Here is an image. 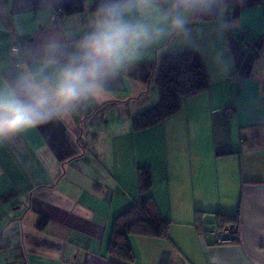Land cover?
I'll list each match as a JSON object with an SVG mask.
<instances>
[{"label":"crops","instance_id":"1","mask_svg":"<svg viewBox=\"0 0 264 264\" xmlns=\"http://www.w3.org/2000/svg\"><path fill=\"white\" fill-rule=\"evenodd\" d=\"M65 4L81 9L56 14ZM86 18L84 0L56 7L6 0L0 7V74L13 69L12 49L53 35L71 44ZM229 18L234 26L223 34L216 18L205 17L192 25L190 42L175 37L145 49L102 104L0 146V264H108L113 221L138 200L140 144V166L149 167L153 179L147 195L170 226L165 238L131 235L130 264H264V0L234 5ZM253 40L259 45L251 49ZM189 49L201 55L209 89L184 99L165 121L133 131L132 115L158 99L154 80L146 83L133 72L141 62ZM126 164H133L129 188L121 179ZM195 211L204 212L205 231L217 226L215 214L238 212V243L218 245L199 234ZM40 218L46 219L42 228Z\"/></svg>","mask_w":264,"mask_h":264},{"label":"clouds","instance_id":"2","mask_svg":"<svg viewBox=\"0 0 264 264\" xmlns=\"http://www.w3.org/2000/svg\"><path fill=\"white\" fill-rule=\"evenodd\" d=\"M244 0H84L87 22L71 44L53 35L34 45L14 48L13 69L0 74V146L32 130L70 120L77 112L109 98L120 73L139 62L145 49L165 39L190 42L192 25L217 20L223 34L229 14ZM56 7L62 0H39ZM6 0H0V7ZM217 63L223 51L215 54Z\"/></svg>","mask_w":264,"mask_h":264},{"label":"trees","instance_id":"3","mask_svg":"<svg viewBox=\"0 0 264 264\" xmlns=\"http://www.w3.org/2000/svg\"><path fill=\"white\" fill-rule=\"evenodd\" d=\"M81 9V5L72 7L65 4L61 11L72 12ZM141 80L149 83L152 79L158 91V99L145 109L131 117L132 130L135 132L151 128L175 115L182 101L207 91L210 79L204 61L197 50L189 49L161 56L156 62H141L133 72ZM137 202L129 205L114 219L111 234L106 244L108 264H130L134 252L130 236L165 238L170 222L157 208L153 198L147 193L153 186L150 168L140 166L136 169ZM204 212L195 211L194 227L199 234H207L203 229ZM217 230L228 229L234 234L229 243L239 240V213L234 215L215 214ZM45 218H40L38 227H44ZM228 244V243H226ZM220 245V244H218Z\"/></svg>","mask_w":264,"mask_h":264},{"label":"built area","instance_id":"4","mask_svg":"<svg viewBox=\"0 0 264 264\" xmlns=\"http://www.w3.org/2000/svg\"><path fill=\"white\" fill-rule=\"evenodd\" d=\"M61 8L57 7L56 8V14H61ZM247 45L251 48L254 49L259 45V41L258 40H253V41H249L247 43ZM228 114L230 115L231 113L228 112ZM209 235L213 236L214 238V242L216 244H226L229 243L233 238H234V234L228 230H217L215 228H211L208 232Z\"/></svg>","mask_w":264,"mask_h":264},{"label":"rangeland","instance_id":"5","mask_svg":"<svg viewBox=\"0 0 264 264\" xmlns=\"http://www.w3.org/2000/svg\"><path fill=\"white\" fill-rule=\"evenodd\" d=\"M152 87H153V85H151L150 86V95L151 94H153L152 92L153 91H151L152 90ZM191 140L192 141H194V140H196V128H193L192 126H191ZM138 141H141V139L139 138L138 139ZM141 144H140V146H138V149H137V158H138V160H137V168L138 167H140V165H142L141 163H143V162H140V158L143 156L142 154H143V150L141 151ZM141 154V155H140ZM157 155H154L153 157H156ZM132 165L133 164H131V167L128 165V164H126L125 166H123L121 169H122V174H123V170H125V173H126V178L125 177H122L121 179H122V181L124 182L123 183V187H126V188H129V185L130 184H128L129 182H128V176H130V171L132 170ZM104 174V176H105V178L108 180V182H109V185H112V180H110V174H107L106 173V171L103 173ZM117 177V176H116ZM106 183H107V181H106Z\"/></svg>","mask_w":264,"mask_h":264}]
</instances>
